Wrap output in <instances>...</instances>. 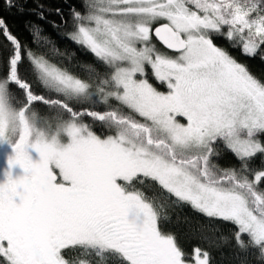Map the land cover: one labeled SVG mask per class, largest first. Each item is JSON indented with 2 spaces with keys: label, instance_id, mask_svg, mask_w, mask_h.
<instances>
[{
  "label": "snow or ice",
  "instance_id": "6c2138e0",
  "mask_svg": "<svg viewBox=\"0 0 264 264\" xmlns=\"http://www.w3.org/2000/svg\"><path fill=\"white\" fill-rule=\"evenodd\" d=\"M35 4L0 0V264H264V76L232 51L264 62V0ZM26 11L30 41L3 14ZM176 207L216 225L191 258Z\"/></svg>",
  "mask_w": 264,
  "mask_h": 264
},
{
  "label": "trees",
  "instance_id": "16d2710c",
  "mask_svg": "<svg viewBox=\"0 0 264 264\" xmlns=\"http://www.w3.org/2000/svg\"><path fill=\"white\" fill-rule=\"evenodd\" d=\"M45 4L46 7H56L64 5L65 0H41ZM80 0H67L68 5L77 6L79 5ZM36 6L35 0H27V8L32 9ZM65 15L68 14V8L64 7ZM8 20V24L11 26L12 31L18 35L21 39L30 41L31 37L29 36L28 32L26 31V25L29 21L34 20L35 17L28 14L26 11L24 15H18L16 12H4L3 13ZM48 21H56L57 23L60 22V18L56 16L54 13L47 14ZM43 27L45 28V33L50 35L52 40L55 42L56 46L63 52L65 55L64 57H56L57 61L63 60L65 63L68 62V56L75 52V57L72 60V63H75L77 60L79 61H90L91 56L89 54H85L80 51V49L73 44L71 41L67 40L66 38H61L57 34V30L52 28L50 23L45 22ZM233 55L237 56L244 62L248 63L250 68L253 70L255 74L258 76H264V62L260 61L258 58L249 59L246 57H241L239 52L236 50H232ZM6 52V48L3 44V39L0 38V53ZM160 90H165L161 88ZM38 109L41 112H46L47 109L43 105H38ZM95 130L98 134L102 133L103 130L96 126ZM223 167H229L231 165L236 164L235 157L230 153H225L221 158L217 161ZM259 160L257 159V165ZM169 214L171 216V223L166 225L168 230L173 231L179 237L180 243L182 244L185 252L191 258L193 254V249L195 247H201L207 249L209 246L206 242L199 239L198 236L193 235L190 229L192 228H201L203 226V230L211 233L213 228L216 225H210L208 220L199 214L194 213L190 208H170ZM187 217V219H185ZM230 225H223L222 232L225 234H229ZM212 252V256L214 258V264H235L233 259L232 249L225 245L219 248L213 247L210 249ZM194 263V262H193Z\"/></svg>",
  "mask_w": 264,
  "mask_h": 264
},
{
  "label": "rangeland",
  "instance_id": "374dc122",
  "mask_svg": "<svg viewBox=\"0 0 264 264\" xmlns=\"http://www.w3.org/2000/svg\"><path fill=\"white\" fill-rule=\"evenodd\" d=\"M10 151L11 149L7 144H0V169L5 167V157Z\"/></svg>",
  "mask_w": 264,
  "mask_h": 264
}]
</instances>
